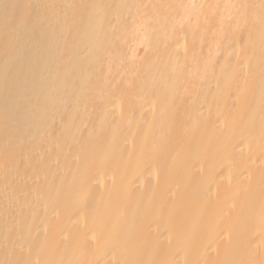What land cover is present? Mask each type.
Returning <instances> with one entry per match:
<instances>
[{
  "label": "bare ground",
  "instance_id": "6f19581e",
  "mask_svg": "<svg viewBox=\"0 0 264 264\" xmlns=\"http://www.w3.org/2000/svg\"><path fill=\"white\" fill-rule=\"evenodd\" d=\"M0 264H264V0H0Z\"/></svg>",
  "mask_w": 264,
  "mask_h": 264
}]
</instances>
